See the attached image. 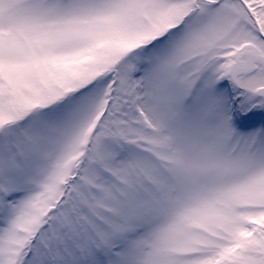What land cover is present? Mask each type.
Instances as JSON below:
<instances>
[{"label": "snow or ice", "instance_id": "6c2138e0", "mask_svg": "<svg viewBox=\"0 0 264 264\" xmlns=\"http://www.w3.org/2000/svg\"><path fill=\"white\" fill-rule=\"evenodd\" d=\"M0 264H264V0H0Z\"/></svg>", "mask_w": 264, "mask_h": 264}]
</instances>
